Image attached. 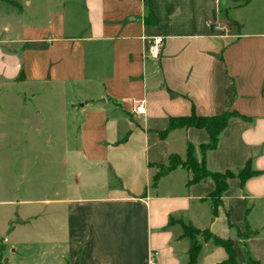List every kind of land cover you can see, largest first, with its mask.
<instances>
[{
  "label": "crops",
  "instance_id": "obj_1",
  "mask_svg": "<svg viewBox=\"0 0 264 264\" xmlns=\"http://www.w3.org/2000/svg\"><path fill=\"white\" fill-rule=\"evenodd\" d=\"M156 37L154 60L147 47ZM52 87L73 94L64 102L78 120L67 156L88 171L89 184L77 172L68 190H99L55 203L66 205V240L57 242H66V264H187L180 222L231 240L236 264H247L244 246L264 264V0H0V143L6 101ZM226 111L249 120L228 121L206 167L237 173L249 161L257 175L229 179L215 213L209 178L186 186L190 173L177 168L153 189L157 165L185 158L188 143L200 160L209 141L196 128L161 140L169 120ZM2 189L0 207L25 202ZM227 258L206 242L196 264Z\"/></svg>",
  "mask_w": 264,
  "mask_h": 264
},
{
  "label": "rangeland",
  "instance_id": "obj_2",
  "mask_svg": "<svg viewBox=\"0 0 264 264\" xmlns=\"http://www.w3.org/2000/svg\"><path fill=\"white\" fill-rule=\"evenodd\" d=\"M249 10L258 13L255 4ZM16 95V100L6 101L10 106L2 116L6 123L0 143V185L4 199L25 202L0 207V264H66V242L57 243L66 240V205L55 203L99 192L83 186L80 193L68 190L77 172L85 174L80 185L89 184L88 171L67 156V146L72 149L75 144L72 135L78 120L66 116L64 102H70L73 94L52 87L37 99ZM48 135L53 139L48 140ZM43 200L50 203L46 208Z\"/></svg>",
  "mask_w": 264,
  "mask_h": 264
},
{
  "label": "trees",
  "instance_id": "obj_3",
  "mask_svg": "<svg viewBox=\"0 0 264 264\" xmlns=\"http://www.w3.org/2000/svg\"><path fill=\"white\" fill-rule=\"evenodd\" d=\"M248 2L249 0H244V4H247ZM10 4H14V2L11 1ZM236 26L238 27V29L242 28V26L239 24H237ZM231 118H240L244 121L249 120V118L241 116L235 111H226L220 115L211 117L198 116L195 113H192L187 117L171 118L169 120L168 127L164 131L159 132V138L161 140H165L168 134L176 129L196 128L204 130L209 136V141L207 144H203L199 147L201 153L200 160H198L195 156L194 146L188 143L184 160L180 156L173 154L168 157L166 164L157 165L156 168L158 169V171L152 179L151 187L153 189H156L159 181L177 168L184 169L190 173V179L186 183V186L199 183L202 180L209 178L214 182V190L208 198H210L212 202L213 213H215V209L217 208V206H219L222 195L228 188L227 181L229 179L237 178L239 179L240 184L243 185L246 180L257 175V172L251 169L249 161L237 173H233L230 171H227L225 173H213L210 172L206 167V153L214 150L217 147L219 136L226 128L228 121ZM175 222L176 221L172 217H170L168 226ZM180 224L183 227V234L180 236V238H187L189 242V248L187 251V264H196L198 254L202 249V244L206 242H212L214 245L221 247L226 251L228 258L221 264H236L235 253L232 247L231 240L216 237L212 235L208 229H196L190 223L184 224L180 222ZM242 239L244 240L245 238L242 237ZM244 248L247 264H258V262H256L250 256L247 248L245 246Z\"/></svg>",
  "mask_w": 264,
  "mask_h": 264
},
{
  "label": "built area",
  "instance_id": "obj_4",
  "mask_svg": "<svg viewBox=\"0 0 264 264\" xmlns=\"http://www.w3.org/2000/svg\"><path fill=\"white\" fill-rule=\"evenodd\" d=\"M218 29V27H217ZM161 49H162V37H156L152 40V42H150L148 44L147 47V56L157 60L160 57V53H161ZM135 110L138 113L142 112V106L141 105H136L135 106ZM154 254L150 255L151 260H153Z\"/></svg>",
  "mask_w": 264,
  "mask_h": 264
}]
</instances>
